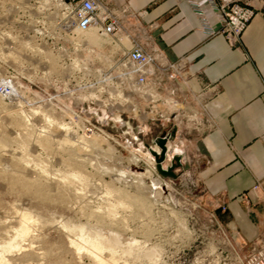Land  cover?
<instances>
[{"label":"rangeland","instance_id":"rangeland-1","mask_svg":"<svg viewBox=\"0 0 264 264\" xmlns=\"http://www.w3.org/2000/svg\"><path fill=\"white\" fill-rule=\"evenodd\" d=\"M67 16L56 0H0V86L16 91L0 93V257L248 264L254 248L237 247L205 206L185 130L142 118L116 77L120 47ZM168 134L162 165L175 177L156 160Z\"/></svg>","mask_w":264,"mask_h":264},{"label":"crops","instance_id":"crops-1","mask_svg":"<svg viewBox=\"0 0 264 264\" xmlns=\"http://www.w3.org/2000/svg\"><path fill=\"white\" fill-rule=\"evenodd\" d=\"M199 1L209 24L221 28L207 0ZM107 2L141 42L158 48L166 62L182 63L180 76L168 83L174 110L184 116L180 131L188 135L187 161L197 166L205 206L237 247L264 248V7L232 46L223 34H203L187 2Z\"/></svg>","mask_w":264,"mask_h":264},{"label":"built area","instance_id":"built-area-1","mask_svg":"<svg viewBox=\"0 0 264 264\" xmlns=\"http://www.w3.org/2000/svg\"><path fill=\"white\" fill-rule=\"evenodd\" d=\"M68 13V27L77 32L98 28L120 47L121 58L117 62L118 76L125 90L139 95L138 104L142 115L147 120L160 121L162 126L172 123L181 133L183 115L176 114L174 106L175 90L168 83L176 81L182 70V63L165 61L162 52L149 47L140 38L132 34L124 25L123 18L107 0H56ZM187 2L201 21L200 31L213 36L223 34L232 46H238L241 37L256 12L264 7V0H207L218 17L221 28H213L207 19L199 0H176ZM166 79V80H165ZM162 92L167 97L164 110ZM0 93L7 96L9 87L0 86ZM169 147L171 135L164 137ZM197 180V179H196ZM258 186H256L257 188ZM248 264H264V248H254L247 259Z\"/></svg>","mask_w":264,"mask_h":264},{"label":"water","instance_id":"water-1","mask_svg":"<svg viewBox=\"0 0 264 264\" xmlns=\"http://www.w3.org/2000/svg\"><path fill=\"white\" fill-rule=\"evenodd\" d=\"M158 145L161 149L160 154H156V160H157V164H158V169L160 171V173L164 176H172L175 177V173H174V168L175 165L168 167L167 169H165L163 167V162L166 160V156H167V140L165 138H161L158 142ZM176 162L178 163V165H180V158L177 157L176 158Z\"/></svg>","mask_w":264,"mask_h":264},{"label":"bare ground","instance_id":"bare-ground-1","mask_svg":"<svg viewBox=\"0 0 264 264\" xmlns=\"http://www.w3.org/2000/svg\"><path fill=\"white\" fill-rule=\"evenodd\" d=\"M89 33V32H88ZM6 86H8L9 87V93L7 94V97H10V98H13L15 95H16V91L10 86V85H8V84H6ZM167 149H168V146H167ZM159 183L161 184V182H157V183H155V185H159ZM155 191V190H154ZM155 193V192H154ZM23 222H24V224H26L27 223V218H23ZM99 244V243H98ZM102 247V246H101ZM100 260V259H99ZM101 261V260H100ZM104 261V260H103ZM0 262H2L3 264H7L6 262H5V260H3L2 259V257H0ZM100 263V262H99ZM101 264H103L102 262H101ZM106 264V263H105Z\"/></svg>","mask_w":264,"mask_h":264}]
</instances>
